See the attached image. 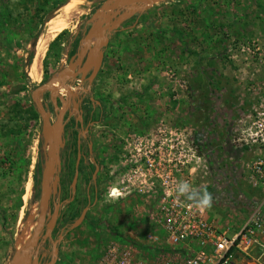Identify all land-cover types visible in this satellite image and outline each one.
Segmentation results:
<instances>
[{
  "label": "rangeland",
  "instance_id": "rangeland-1",
  "mask_svg": "<svg viewBox=\"0 0 264 264\" xmlns=\"http://www.w3.org/2000/svg\"><path fill=\"white\" fill-rule=\"evenodd\" d=\"M45 1L60 4L53 9ZM70 1L0 0V264H14L15 250L27 241L20 238L31 236L38 221L43 132L59 109L60 86L50 85L59 59L104 0L65 10ZM133 20L112 37L94 84L90 135L104 160L100 177L119 190L128 147L137 139L160 142L161 130H173L194 150L185 174L198 192L213 195L206 217L236 233L263 197L248 182L251 152L232 130L264 90V0H167ZM61 21L65 28L53 34L50 27ZM29 111L36 118L27 120ZM112 194L64 238L57 264H99L119 241L150 258L140 245L149 233L161 235L151 217L157 200ZM233 264H264V256L253 249L235 255Z\"/></svg>",
  "mask_w": 264,
  "mask_h": 264
},
{
  "label": "built area",
  "instance_id": "built-area-1",
  "mask_svg": "<svg viewBox=\"0 0 264 264\" xmlns=\"http://www.w3.org/2000/svg\"><path fill=\"white\" fill-rule=\"evenodd\" d=\"M161 132L166 138L160 142L137 139L131 149L128 147L118 181L120 188L111 189L120 195L152 196L157 200L155 217H151L161 235L149 233L144 247L140 245L152 250V255L142 257L134 246L119 241L106 247L99 264H233L235 255L246 257L253 249L264 256V90L232 130L234 140L251 152L248 182L263 193L260 204L236 233L221 230L208 220L205 209L196 201L175 194L180 181L193 185L185 172L194 150L183 139H174L173 130Z\"/></svg>",
  "mask_w": 264,
  "mask_h": 264
},
{
  "label": "flooded vegetation",
  "instance_id": "flooded-vegetation-1",
  "mask_svg": "<svg viewBox=\"0 0 264 264\" xmlns=\"http://www.w3.org/2000/svg\"><path fill=\"white\" fill-rule=\"evenodd\" d=\"M140 14L133 15L134 23ZM122 24L108 34V43L102 48L103 58L101 65L92 81H89V77L96 64H90L89 66L91 67L89 69L87 67L86 71H84V68L86 66L87 55L95 47L98 40H91L87 52L79 59L80 51L85 46L84 36L92 26L90 18H87L82 27L79 28L77 37L70 43L68 50L59 59L60 67L53 78L61 70L77 62L78 59L79 63L76 64L73 74L64 81L74 95H68L63 87H60V91L64 90V94L60 91L57 92L59 109L65 103H69L63 116V146L60 150V165L50 183V193L43 212L41 211L42 171L40 172L38 187L40 209L35 226L36 229L40 225V230L37 244L30 250L31 262L36 261L40 264L49 262L53 257V246L56 243L57 254L55 264H57L60 245L64 238L73 230L88 222L91 211L98 206L100 198L104 196L110 197L111 189L108 184V177H100L101 172H103L104 160L101 163L96 154L90 131L93 126L94 111L98 107L94 100V84L102 70L112 37L122 30ZM86 104L89 105L86 106ZM57 113L58 111L56 114L54 113L55 117ZM122 171L123 167L121 168V175ZM55 177H58V180L54 189L52 182L55 180ZM116 194L117 190L114 189L112 195L115 196ZM55 214L54 224L52 228H49V224ZM80 219L81 221L77 224ZM95 220L96 223L94 224L100 227V223L102 222L100 217H97Z\"/></svg>",
  "mask_w": 264,
  "mask_h": 264
},
{
  "label": "water",
  "instance_id": "water-1",
  "mask_svg": "<svg viewBox=\"0 0 264 264\" xmlns=\"http://www.w3.org/2000/svg\"><path fill=\"white\" fill-rule=\"evenodd\" d=\"M167 0H105L101 6L95 11V13L90 18L92 23L91 28L87 31L84 36V45L80 51L79 59L87 52L89 48V43L91 40H98L95 47L87 55L86 68L91 67L90 64H96L93 68L92 74L89 77V81H92L95 75L97 74L101 61L103 58L102 48L105 47L108 43L109 37L108 34L113 30L117 29L123 22L132 17L135 14L142 13L146 8L157 3H161ZM77 62L70 64L67 68L61 70L56 77L54 78L51 84L57 83L60 87H63L66 90L68 95H74L71 93V89L68 85L64 83L65 79L70 77L73 74L74 68ZM46 89L45 87L42 90ZM39 113L43 116L45 121V114L41 109V106L36 103ZM69 103H65L62 108L58 110L55 121L49 124L43 132V138L45 143V160L44 167L42 171V181H41V211L47 203V198L50 193V183L52 181L53 175L59 168L60 165V150L63 146V130H64V121L63 116L68 108ZM47 125V124H46ZM45 125V126H46ZM58 177H55V180L52 182V185L55 189ZM42 215V213H41ZM56 214L53 215V218L49 224V228H52L55 221ZM81 219L77 222V224ZM40 230V225L32 232L31 236L27 241L15 250L14 254V264H40L36 261L31 262L30 250L33 249L39 238L38 233ZM57 248L56 243L53 246V257L49 262L42 264H55L56 262Z\"/></svg>",
  "mask_w": 264,
  "mask_h": 264
},
{
  "label": "clouds",
  "instance_id": "clouds-1",
  "mask_svg": "<svg viewBox=\"0 0 264 264\" xmlns=\"http://www.w3.org/2000/svg\"><path fill=\"white\" fill-rule=\"evenodd\" d=\"M174 191L177 196H183L187 200L196 201L201 208H211L213 205V195L210 192H198L188 181H180L175 186Z\"/></svg>",
  "mask_w": 264,
  "mask_h": 264
},
{
  "label": "bare ground",
  "instance_id": "bare-ground-1",
  "mask_svg": "<svg viewBox=\"0 0 264 264\" xmlns=\"http://www.w3.org/2000/svg\"><path fill=\"white\" fill-rule=\"evenodd\" d=\"M85 0H71L68 4H66L65 5V10H69L70 8H73V7H75V5H79V4H82L83 2H84ZM78 7V6H77ZM65 28V23H63L62 21L59 23V24H57V25H54V26H52V27H50V31L53 33V34H55V33H58V32H61L63 29ZM36 58V57H35ZM36 60V59H35ZM34 67H35V65H33V68L32 69H34ZM31 69V70H32ZM29 235V233H27V231H25V233L23 234V236L20 238V242H23L24 241V239H25V241L27 240V239H29V237H30V235Z\"/></svg>",
  "mask_w": 264,
  "mask_h": 264
},
{
  "label": "trees",
  "instance_id": "trees-1",
  "mask_svg": "<svg viewBox=\"0 0 264 264\" xmlns=\"http://www.w3.org/2000/svg\"><path fill=\"white\" fill-rule=\"evenodd\" d=\"M63 1V0H61ZM49 4L51 3V6L53 7V9L57 8L58 7V4H60V1L59 2H56V1H53V2H50V1H45V3H42V5H45V4ZM40 10V9H39ZM4 28H5V24L4 23H1L0 22V33H2L4 31ZM28 114V117H27V120H30V119H33V118H36V113L35 111H29L27 112ZM7 157V156H6ZM9 157V156H8ZM8 159V158H7ZM19 197V195H18Z\"/></svg>",
  "mask_w": 264,
  "mask_h": 264
},
{
  "label": "crops",
  "instance_id": "crops-1",
  "mask_svg": "<svg viewBox=\"0 0 264 264\" xmlns=\"http://www.w3.org/2000/svg\"><path fill=\"white\" fill-rule=\"evenodd\" d=\"M261 236H262V239L264 240V235H263V230H262V232H261ZM148 251H150V254L152 255V250H148ZM184 251H186L185 249H184ZM140 252V251H139ZM148 258V257H147Z\"/></svg>",
  "mask_w": 264,
  "mask_h": 264
}]
</instances>
